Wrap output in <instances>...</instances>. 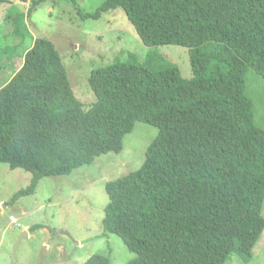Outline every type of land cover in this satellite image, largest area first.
I'll return each mask as SVG.
<instances>
[{
	"label": "trees",
	"instance_id": "obj_1",
	"mask_svg": "<svg viewBox=\"0 0 264 264\" xmlns=\"http://www.w3.org/2000/svg\"><path fill=\"white\" fill-rule=\"evenodd\" d=\"M117 8L144 44L186 46L192 77L155 51L142 61L129 52L91 72L85 110L54 43L35 38L0 88V162L32 174L15 196L120 152L144 121L157 135L138 169L106 183L102 233L136 253L126 264H224L233 252L250 261L264 230V129L244 74L264 77V0H104L84 17Z\"/></svg>",
	"mask_w": 264,
	"mask_h": 264
},
{
	"label": "rangeland",
	"instance_id": "obj_2",
	"mask_svg": "<svg viewBox=\"0 0 264 264\" xmlns=\"http://www.w3.org/2000/svg\"><path fill=\"white\" fill-rule=\"evenodd\" d=\"M31 1L4 0L0 5V88L37 37L54 43L85 110L95 100L91 72L125 60L129 52L142 61L155 51L177 65L184 78L193 75L186 46L144 44L121 8L99 18L84 17L104 0H40L28 17ZM18 22L19 31L14 32ZM244 76L254 123L264 129V77L251 67ZM156 135L155 126L136 121L120 152L102 154L66 175L41 177L30 194L15 196L30 183L32 174L0 162V264H83L95 253L106 255L110 264H126L134 258L136 253L119 235L102 233L108 202L105 185L138 169ZM224 264H264V230L250 261L233 252Z\"/></svg>",
	"mask_w": 264,
	"mask_h": 264
}]
</instances>
